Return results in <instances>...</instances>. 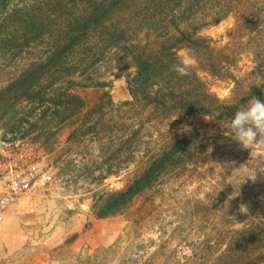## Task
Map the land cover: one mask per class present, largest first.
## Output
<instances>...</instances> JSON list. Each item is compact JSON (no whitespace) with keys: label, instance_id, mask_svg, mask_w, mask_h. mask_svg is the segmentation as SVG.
Here are the masks:
<instances>
[{"label":"trees","instance_id":"obj_1","mask_svg":"<svg viewBox=\"0 0 264 264\" xmlns=\"http://www.w3.org/2000/svg\"><path fill=\"white\" fill-rule=\"evenodd\" d=\"M256 6L264 10V0H0L2 62L7 57L27 58L46 32L56 38L49 47L46 44L45 53L26 59L17 75L11 74L0 83V103L7 97L13 103L24 97L40 99L46 105L40 108L47 111L40 112L36 120L45 123L76 117L82 114L85 102L58 87L59 75L77 74L84 66H94L96 63H88L93 58L104 60L112 48H119L133 62L134 71L124 76L131 98L128 104L138 112V118L147 111V123L160 118L167 123L159 129L160 138L130 181L120 189L99 195L91 209L94 217L126 213L136 200L147 198V214L154 228L171 235L173 241L184 237L188 222H194L198 231L204 228V234L209 232L205 239L192 241L190 251L185 249L188 253L185 251L175 264H264V202L242 198V191L247 189L243 188L245 179L241 175L245 172L253 179L254 173L256 178L258 171L264 173V151L248 150L242 159L237 158V164L243 163L242 173L239 166H233L227 179L226 167L214 170L217 177L207 175L215 144L205 135L202 123L189 129L181 127L186 118L195 115L229 126L240 104L253 96L264 97V81L250 85L236 99H221L215 94L204 75L222 78L213 75L220 72L215 62L222 60L211 39L199 35L232 14L237 17L235 31L239 34L245 22L239 14ZM142 34L147 40L142 41ZM242 34L240 37L246 36ZM186 47L195 50L199 63L189 76L181 77L174 66L179 63L180 50ZM90 54L94 55L87 62ZM89 82L88 86H105L103 81ZM133 125L125 127L126 134L128 129L133 136H119L110 157H119L125 146L135 155L141 129ZM80 129L81 137L93 132L90 126ZM68 163L73 167L72 162ZM87 168L84 165L79 170L72 169L87 176ZM67 171L68 168L63 170ZM108 174L113 176L115 172L100 169L96 179L104 180ZM191 182L211 185L202 187L208 199L187 200L179 208L164 205L176 201L178 197L173 192L178 193ZM165 186L172 187L170 193ZM218 188L222 189L216 194ZM188 215L192 219H187Z\"/></svg>","mask_w":264,"mask_h":264},{"label":"rangeland","instance_id":"obj_2","mask_svg":"<svg viewBox=\"0 0 264 264\" xmlns=\"http://www.w3.org/2000/svg\"><path fill=\"white\" fill-rule=\"evenodd\" d=\"M249 8L239 14L245 19V28H241L245 37H240L242 32L237 34L235 31L237 17L234 14L199 34L210 38L216 54H220L221 63L215 62L220 72L217 70L213 75H222V78L204 75V79L221 99H236L250 85L264 81V10L259 6ZM248 31L252 32L249 34ZM144 35L142 41L147 40ZM55 40L52 32H46L41 44L32 52L30 50L27 58L0 60V83L7 81L11 74L17 75L27 63L26 59L39 57L46 52V44L49 47ZM93 55L87 56V62ZM98 59L93 58L88 63L96 64L84 66L77 74L59 75L58 87L75 93L85 102V107L80 110L82 114L76 117L45 123L36 120L44 110L40 107L46 106L40 99L24 97L13 103L7 97L3 105L0 103V135L17 133L39 142L44 151V163L53 176L49 183L24 196L12 212L3 239L0 264H175L184 257L185 251H190L192 241L205 239L209 233L204 234V228L198 231L194 222H188L184 237L173 241L171 235H164L154 228L147 214L150 209L147 198L136 200L126 213L94 217L91 209L99 195L103 191L120 189L130 181L132 173L160 138L159 129H164L167 123L161 118L147 123L148 112L138 118V112L128 104L131 98L124 76L134 71L131 58L125 57L119 48H112L107 58ZM89 79L103 81L105 86H88ZM72 80L81 85L70 83ZM83 122L86 125H82ZM128 122L141 129L136 140L138 147L133 149L135 155L128 150L129 146H125L119 157H110L115 151L116 139L122 134L132 135L128 129V133L125 132L126 126L130 129ZM201 123L205 135H209L210 142L215 144L210 151L212 158L207 163V175L217 177L214 170L226 167L227 179L233 166H239L242 173L243 163L237 164L236 159H242V154L248 150L264 151V147L242 148L223 136L229 126H220L202 115L186 118L181 127L189 129ZM84 126H90L93 132L81 137L79 131ZM68 162H72L73 167ZM84 165L89 170L87 176L73 170ZM66 168L68 171L63 172ZM100 169L115 174L98 180ZM241 175L245 179L243 188L247 189L242 191V198L264 202V173L258 171L257 178L253 179L245 172ZM210 186L191 182L178 193L173 192L172 195L178 197L176 201L164 205L179 208L180 203L187 200L208 199L205 196L207 190L202 187ZM221 189H216V194ZM191 217L188 215L187 219Z\"/></svg>","mask_w":264,"mask_h":264},{"label":"built area","instance_id":"obj_3","mask_svg":"<svg viewBox=\"0 0 264 264\" xmlns=\"http://www.w3.org/2000/svg\"><path fill=\"white\" fill-rule=\"evenodd\" d=\"M52 177L39 142L17 133L0 135V258L5 231L19 201Z\"/></svg>","mask_w":264,"mask_h":264},{"label":"clouds","instance_id":"obj_4","mask_svg":"<svg viewBox=\"0 0 264 264\" xmlns=\"http://www.w3.org/2000/svg\"><path fill=\"white\" fill-rule=\"evenodd\" d=\"M179 57V63L174 66L175 72L181 77L189 76L199 63L195 50L183 48ZM226 129L223 136L237 142L242 148L264 147V97L253 96L246 104H240Z\"/></svg>","mask_w":264,"mask_h":264}]
</instances>
